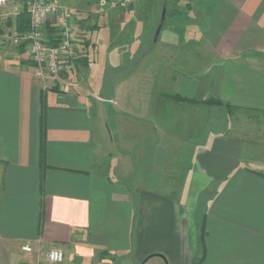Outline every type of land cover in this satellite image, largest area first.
<instances>
[{
	"label": "crops",
	"instance_id": "crops-1",
	"mask_svg": "<svg viewBox=\"0 0 264 264\" xmlns=\"http://www.w3.org/2000/svg\"><path fill=\"white\" fill-rule=\"evenodd\" d=\"M134 1L92 31L60 3L71 86L0 50V264L50 247L59 264H264V0H169L152 50L159 7Z\"/></svg>",
	"mask_w": 264,
	"mask_h": 264
},
{
	"label": "built area",
	"instance_id": "built-area-1",
	"mask_svg": "<svg viewBox=\"0 0 264 264\" xmlns=\"http://www.w3.org/2000/svg\"><path fill=\"white\" fill-rule=\"evenodd\" d=\"M4 0H0L3 2ZM130 2L131 0H123ZM27 11L30 16L29 28L18 38L28 59L33 63V74L41 79H56L66 73L64 83L72 85L70 74L73 70V60L78 56V49L73 38V14L71 9L55 0H27ZM46 27L51 29L47 33ZM24 251L32 248L24 244ZM64 257L60 247H50L43 259H37L33 264H59Z\"/></svg>",
	"mask_w": 264,
	"mask_h": 264
},
{
	"label": "rangeland",
	"instance_id": "rangeland-1",
	"mask_svg": "<svg viewBox=\"0 0 264 264\" xmlns=\"http://www.w3.org/2000/svg\"><path fill=\"white\" fill-rule=\"evenodd\" d=\"M55 1L59 2V4L61 3V4L74 8L75 13L74 11L73 13L75 14V16L79 17L78 22L79 23L82 22L84 24V29L85 27L90 28L89 31H92L94 30L95 27H98V24L101 26V19H102V23H105L103 21H107L108 25H113L111 23L112 21L116 22L118 19H121L122 14L123 16H127L130 10H132L133 8V4L127 5L121 2H118L115 5H112L114 0H55ZM26 2L27 0H4L3 2H0V50L5 49V51L8 52V51H13L18 48L17 46L20 40L18 38L19 35L16 31H14V26L12 25V23L11 25H9L8 21L13 20L16 13L22 10L23 8L27 10ZM134 2H136V0ZM143 2L145 3L144 5L145 9L135 14L141 15V17L149 16V12L153 10L151 13V16H152L153 12H155V9L159 7L157 11V15L159 16L156 17V19L158 18L161 19V16H162V13L165 7H168L170 5L169 0H143ZM163 4H166L167 6ZM170 14L171 13H167V17L165 19L166 23H168ZM77 17L76 19H78ZM80 18L83 20H80ZM29 22H30V16H29ZM157 26L153 29V37L149 38L148 40L149 43L147 47L150 50L158 46V39H155L156 38L155 32H156ZM108 29H109L108 30L109 35L112 36L115 33V31L110 30V27ZM163 29L164 30L166 29V25L163 26ZM177 30H180V29H177ZM102 33L103 31L100 32L99 34H102ZM148 49L146 51H148ZM165 61L167 64H169L170 62L172 63L173 58H166ZM169 73L172 74V71L171 72L167 71L166 73L167 76L169 75ZM196 106L197 105L191 107V113L197 110ZM108 107L106 109L105 114L108 113L109 116L112 117L113 115L111 114V112H109L110 107L109 108ZM119 108L120 107L118 106H113V110H118L116 113V116L114 118L112 117L115 123L116 121L120 120L123 117L122 111L119 110ZM109 116H108L109 125L113 131L116 128L113 126L112 121H110ZM116 136L117 134H115V137ZM118 138H119V135H118ZM119 140L120 139L117 140L118 144L120 143Z\"/></svg>",
	"mask_w": 264,
	"mask_h": 264
},
{
	"label": "trees",
	"instance_id": "trees-1",
	"mask_svg": "<svg viewBox=\"0 0 264 264\" xmlns=\"http://www.w3.org/2000/svg\"><path fill=\"white\" fill-rule=\"evenodd\" d=\"M166 10V7H165ZM9 25L14 26V31L18 33V35L23 34L26 32L29 28V14L25 8L20 10L19 12L16 13L15 17L13 20L8 21ZM51 31V30H49ZM20 50L23 49L22 44H18L17 46ZM213 103H219L217 100H213Z\"/></svg>",
	"mask_w": 264,
	"mask_h": 264
},
{
	"label": "water",
	"instance_id": "water-1",
	"mask_svg": "<svg viewBox=\"0 0 264 264\" xmlns=\"http://www.w3.org/2000/svg\"><path fill=\"white\" fill-rule=\"evenodd\" d=\"M163 21H165V9H164V11H163V13H162V16H161L160 22H159V24H158V26H157V29H156V32H155L156 35L159 34Z\"/></svg>",
	"mask_w": 264,
	"mask_h": 264
}]
</instances>
